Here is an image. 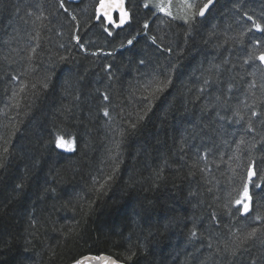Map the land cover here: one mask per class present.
I'll use <instances>...</instances> for the list:
<instances>
[{"label":"trees","instance_id":"trees-1","mask_svg":"<svg viewBox=\"0 0 264 264\" xmlns=\"http://www.w3.org/2000/svg\"><path fill=\"white\" fill-rule=\"evenodd\" d=\"M189 1L171 0L173 19L153 6L169 0H127L130 22L117 28L97 20L100 0H63L64 8L61 0H0V264L88 255L264 264V103L254 133L243 105L252 100L250 74L264 82L262 64L245 63L264 52V32L245 16L264 26V0H213L204 17L185 23ZM169 77L145 98L149 81ZM58 137L67 147H57ZM250 169L245 214L235 199ZM252 228L261 232L237 257L223 251Z\"/></svg>","mask_w":264,"mask_h":264},{"label":"snow or ice","instance_id":"snow-or-ice-1","mask_svg":"<svg viewBox=\"0 0 264 264\" xmlns=\"http://www.w3.org/2000/svg\"><path fill=\"white\" fill-rule=\"evenodd\" d=\"M213 4V0H206L205 3H203L202 5H198V6H193L191 3H185L184 4V8L186 9V11L184 12V15L181 17L185 23H188L192 20L195 19V17L198 15L200 17H203L205 15V12L208 11L209 7ZM170 5H171V0H169V4L166 6L163 3H159V4H155L153 5L154 7H158L159 10L161 12H163L165 15L168 16H172L173 19L177 18L176 16L173 15L172 11L170 10ZM118 7H120L121 9V15H120V23L117 25V27H119L120 25L124 24L128 18V13L126 11L123 10V4H122V0L121 2L117 5ZM146 8L149 6L148 4L144 5ZM60 7L64 8V3L63 0H61L60 2ZM109 6L105 4L104 0H100V4H99V10L103 12V15L107 17L109 23H113V19L112 16L110 15L109 11H107L106 9ZM195 9V10H193ZM65 11H67V9H64ZM29 16L33 15L32 13L28 14ZM245 16L247 17V19L249 21L252 22V26L260 32H264V26H262L260 23L257 22L256 19L253 18V16L248 15L247 13H245ZM43 19H45V17H43L42 15H38L36 16V20H40L41 22L43 21ZM73 20L76 19L75 16L72 17ZM97 19H99V17H97ZM145 28L148 27L147 24L144 25ZM252 28H249L248 31H251ZM243 33H241V39L243 38ZM36 38H39V33L36 34ZM77 42L79 43V38L77 37ZM155 37H153V43H155ZM128 44L131 45L132 44V40L128 41ZM33 53H35L36 49L33 48L31 50ZM93 55H95V53H93ZM63 59V58H62ZM258 60L260 62V64L264 65V52H260L259 54H257L255 51H253V53L248 57V60L245 61V63H249L250 61H255ZM143 63V61H141ZM260 73H261V80L264 81V68L259 69ZM250 75H252L253 79L250 81V83L248 84V92L252 98L251 103L248 102V100L243 101V105L245 109H251V114L249 119L246 121L247 123V131L254 133L256 132V129L253 126V122H252V118L253 117H257L260 116L261 113L258 112L256 110V104L259 101L260 103H264V97H257L256 92L254 91L257 87L264 89V82H261L259 85L257 83V80L255 78L256 73L253 72ZM208 81H205V83H207ZM171 84V78L169 77L166 80H153V81H149L147 86L145 87L144 91L147 93V96L145 97L146 99L149 98H154L156 97L159 93L163 92L164 89ZM48 84H47V78H45V80L42 82V87L47 88ZM25 87H27L26 85L22 86L20 89V92H23ZM36 85H33V88H35ZM229 91H231V86H229ZM13 100L15 102V106L17 108L20 107V102H19V96L18 93L13 92ZM104 99L107 100L108 97L107 95L104 96ZM227 104V101H225V105ZM151 109V102L148 103L147 105V110ZM235 116L238 118L237 119V123H239L240 121H244L245 120V116L242 114L240 108L238 107L235 111ZM105 116H108L109 113L107 111L104 112ZM146 115V112H145ZM144 117L140 116L139 119L142 120ZM223 119V117H221ZM132 128L136 127V124L133 123L131 125ZM246 143L245 139L243 137H241L239 144L237 145V152H239L240 150V146L244 145ZM56 145L57 147H67L66 143L64 142L62 137H58L56 140ZM252 147H255V145L253 144ZM69 150H71V148H69ZM8 151L7 148L4 149V152L6 153ZM204 159H207V154H205V156L203 157ZM238 158V157H236ZM4 167V161L2 158H0V168ZM256 175L254 170H249L247 173V182L243 184L242 190L240 192V194L237 196V198L235 199V204L240 206L242 205L243 208V212L246 214L249 212L250 210V206H251V201H252V196L250 195L249 192V185L253 184V177ZM256 187H260L259 184L255 185ZM261 217L259 215L256 216V219H260ZM261 232V229L258 228H252L251 231H248L246 234H244L242 237L241 236H237L236 237V241L233 242L232 245L229 244H225L223 251L225 253L230 254L232 257H237L238 253L242 247V245L244 243H246L248 240L253 239L255 237H257V234ZM193 237L196 236V233L193 232L192 233ZM238 241V242H237ZM134 255V253H133ZM129 259H131V257H128Z\"/></svg>","mask_w":264,"mask_h":264},{"label":"water","instance_id":"water-1","mask_svg":"<svg viewBox=\"0 0 264 264\" xmlns=\"http://www.w3.org/2000/svg\"><path fill=\"white\" fill-rule=\"evenodd\" d=\"M65 1L68 3H72V4H80L82 2V0H65ZM104 2L106 5L109 6L106 10L109 11L114 22L111 24L109 23L107 17L104 16L103 12L99 10V5L96 10L97 17H99V19H103L106 22L107 26L114 25L115 27H117V25L120 23V15H121V9L117 5L121 2V0H104ZM122 4H123V10L128 13L127 0H122ZM211 6L209 7L208 11L205 12V15L209 12ZM116 16H118V19H119L118 23H116ZM129 22H130V14L128 13V18L126 22L120 25L119 27H123L127 25ZM262 66L264 68V65ZM252 179L255 180V176ZM71 264H123V263L110 255H100V256L88 255V256L78 259L77 261Z\"/></svg>","mask_w":264,"mask_h":264},{"label":"rangeland","instance_id":"rangeland-1","mask_svg":"<svg viewBox=\"0 0 264 264\" xmlns=\"http://www.w3.org/2000/svg\"><path fill=\"white\" fill-rule=\"evenodd\" d=\"M194 2V0H190L189 3Z\"/></svg>","mask_w":264,"mask_h":264},{"label":"flooded vegetation","instance_id":"flooded-vegetation-1","mask_svg":"<svg viewBox=\"0 0 264 264\" xmlns=\"http://www.w3.org/2000/svg\"><path fill=\"white\" fill-rule=\"evenodd\" d=\"M117 20H118V17L116 16V22H117Z\"/></svg>","mask_w":264,"mask_h":264}]
</instances>
